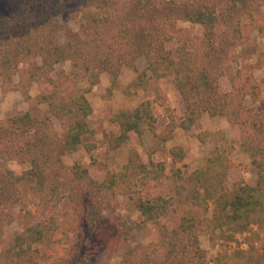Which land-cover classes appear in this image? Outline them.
Instances as JSON below:
<instances>
[{
  "label": "trees",
  "instance_id": "1",
  "mask_svg": "<svg viewBox=\"0 0 264 264\" xmlns=\"http://www.w3.org/2000/svg\"><path fill=\"white\" fill-rule=\"evenodd\" d=\"M83 1L88 10L70 12L69 0H0V77L10 83L19 66L34 58L38 59V64L26 71L29 79L52 87L50 93L40 96L49 111L43 123L24 112L8 120V129H0V163L19 159L20 163L30 165L18 176L11 170H0V238L4 219L10 217V207L16 202L14 194L20 187L27 182L43 187L48 181L45 163L54 157V151L59 160L60 156L76 150L83 137L92 133L87 123L92 109L86 94L99 83L102 74H107L109 92L119 88L126 96L136 95L150 80L169 79L184 102V116L178 124L184 132L191 129L202 113L231 115L239 146L251 156L255 184L249 185L239 178L232 197L226 193L230 171L224 156L231 154L235 147L222 140L207 157L206 165L194 170L189 177L194 185L191 204L201 208L203 213L213 204V213L204 229L221 230L224 241L232 242L238 234H249L256 239L264 232V79L257 80L246 70L242 71L237 78H231V91L222 94L217 82L222 54L243 37L240 17L248 12L246 1L226 0L225 5H219L222 0ZM64 13L79 20V31L62 42L58 38L62 28L59 19ZM178 21L201 27L206 46L204 54L198 56L187 48L183 36L167 30L168 22ZM261 29L264 30V21ZM175 39L176 47H170ZM140 57L145 61V69L124 86L119 80L121 69L134 67L133 63ZM60 63H68L71 69L55 71ZM83 80L87 82L85 87L81 85ZM234 98H238L235 103ZM151 104L146 100L132 109L107 112L108 120L120 130L117 136H110V149L119 148L128 139L129 132L140 136L143 126L154 137L161 138L160 133L164 132L155 126ZM254 106L257 107L255 115L251 113ZM244 112H248L246 117ZM51 118L59 120L64 135L55 149L44 152L37 148L38 140L31 138L30 128H38L40 124L50 126ZM200 135L197 137L201 141L204 136L211 137ZM21 138L25 139L21 141ZM14 142L16 148L12 146ZM84 147L90 150L94 146L85 144ZM26 151H29L28 157L21 158ZM167 154L172 162L183 157L180 148L170 149ZM175 175L181 178L178 171L169 170L164 162L144 163L133 152L119 171L110 170L97 186L111 195L128 198L142 217V223L156 222L180 200L164 197L157 192L155 184L163 177ZM202 219L207 218H195V212L190 219L180 218L179 228L187 234L191 246L188 259L176 264L211 261L208 251L199 245ZM192 220L198 225L191 223ZM68 232L71 231L61 228L54 216L28 225L0 253V264H57L58 258L48 252L40 253L33 246L55 236L54 241L67 252L62 243ZM236 254L248 264H264V247L259 252L251 242L248 249L238 250ZM59 261L62 264V260Z\"/></svg>",
  "mask_w": 264,
  "mask_h": 264
},
{
  "label": "rangeland",
  "instance_id": "2",
  "mask_svg": "<svg viewBox=\"0 0 264 264\" xmlns=\"http://www.w3.org/2000/svg\"><path fill=\"white\" fill-rule=\"evenodd\" d=\"M245 1L248 12H243L240 17L243 37L222 54L219 61L221 74L218 75L217 82L221 94L231 91V78H237V74L242 71L246 70L257 80L264 79V30L261 29L264 0ZM226 3V0H222L219 5ZM67 9L71 12L88 10L89 7L83 0H69ZM59 20L62 24L58 34L60 41L65 42L78 33V19H71L64 13ZM249 23L250 26L243 27ZM168 24L170 27L167 30L174 35L183 36L189 50L198 56L204 54L206 46L199 25L180 21ZM175 40L169 44L170 47H176ZM36 64L38 59L25 60L12 75L10 83L0 77V129H8V120L24 112L30 113L41 123L49 117L48 106L40 100V96L50 93L52 87L31 81L26 73L28 68ZM133 64L134 67H123L120 71L119 80L124 86L146 66L142 57ZM60 69L69 71L71 67L68 63H60L56 65L55 71ZM81 85L85 87L87 82L83 80ZM108 86L109 78L107 74H102L99 83L86 94L92 109L87 118L92 133L86 134L76 150L60 156L59 160L54 151V157L45 163L48 181L43 187L27 182L14 194L16 202L9 208L10 217L4 219L2 227L0 253L26 226L54 216L61 228L71 231L62 243L68 249L67 252L54 241L55 236L49 241L34 245L33 249L37 248L40 253L48 252L55 258H60L62 264H176L188 259L191 246L187 234L179 228L180 218L190 219L191 213L195 212V218H207L202 219L199 245L211 257L208 264H248L239 259L236 252L248 249V242L262 252L264 232H260L256 239L252 235L249 237V234H238L234 241L226 242L221 237V230L208 232L204 229L213 213V204L210 203L205 213L191 204L194 185L189 177L194 170L206 165L207 157L222 140L235 147L231 154L224 156V163L230 171L227 175L226 193L232 197L239 178H243L249 185L255 184L251 156L239 146L231 115L209 116L202 113L191 129L184 132L178 127L184 116V102L169 79L150 80L145 88L139 89L133 96L124 95L119 88L109 92ZM262 98L264 100V90ZM146 100L152 102L155 126L164 132L160 133L161 138L154 137L143 126L140 136L129 132L128 139L119 148L110 149V136H117L120 130L118 125L108 120L107 112L132 109ZM237 100L238 98H234L233 102ZM256 108L254 106L251 112L254 115L257 113ZM247 113L244 112L243 115L246 117ZM30 132L31 138L38 140L37 148L44 152L50 148L55 149L58 140L64 135L56 118H51L50 126L40 124L38 128H30ZM199 134L211 137L204 136V141H201L197 137ZM24 139L21 138V141ZM85 144H93L94 147L87 150ZM12 146L17 147L15 142ZM173 148H180L183 152L179 161L172 162L167 154ZM133 152L137 153L141 162H164L169 170L178 171L181 175V178L177 175L163 177L156 182L157 192L164 197L180 200L156 222L142 223V217L128 198L111 195L97 186L110 170L119 171ZM28 153L26 151L21 158H27ZM29 166L28 163H20L19 159L8 160L0 163V170H11L18 176L28 170ZM220 167L221 165L218 166ZM62 194L63 197L60 198ZM58 198L60 200L56 203ZM191 223L198 225L193 220ZM58 259L57 264H61Z\"/></svg>",
  "mask_w": 264,
  "mask_h": 264
}]
</instances>
